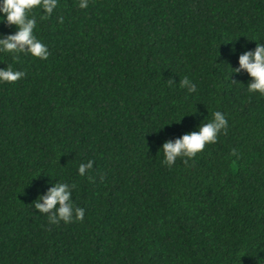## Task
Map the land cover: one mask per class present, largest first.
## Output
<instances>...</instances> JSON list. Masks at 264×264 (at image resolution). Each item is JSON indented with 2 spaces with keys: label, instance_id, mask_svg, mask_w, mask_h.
Returning a JSON list of instances; mask_svg holds the SVG:
<instances>
[{
  "label": "trees",
  "instance_id": "trees-1",
  "mask_svg": "<svg viewBox=\"0 0 264 264\" xmlns=\"http://www.w3.org/2000/svg\"><path fill=\"white\" fill-rule=\"evenodd\" d=\"M79 3L28 13L46 59L0 52L24 73L0 81V264H264V96L231 69L264 43V0ZM213 111L226 130L165 166ZM57 181L81 220L35 208Z\"/></svg>",
  "mask_w": 264,
  "mask_h": 264
},
{
  "label": "clouds",
  "instance_id": "clouds-1",
  "mask_svg": "<svg viewBox=\"0 0 264 264\" xmlns=\"http://www.w3.org/2000/svg\"><path fill=\"white\" fill-rule=\"evenodd\" d=\"M57 0H0V23L15 26L16 30L0 38V52H6L16 58L17 53H27L44 60L48 57L47 46L34 35L35 18L29 16L30 10L39 6L45 14H51L56 7ZM80 8L87 7V0H80ZM62 19V18H58ZM232 72L245 70L251 78L247 84L249 92H258L264 96V43H256L255 48L246 50L238 56V67L231 68ZM24 75L23 71L13 70L11 67L0 68V81H16ZM171 84V81L169 80ZM180 87L187 86L188 92H194L196 85L184 77L179 81ZM227 120L221 111H213L207 122H202L196 131L181 135L174 140L163 142L159 150L162 151V163L172 166L178 157L192 158L204 149L206 144L214 143L217 135L226 130ZM93 161L81 162L77 166L80 176L91 169ZM74 185L57 181L47 191L38 196L34 206L39 213L47 214L51 223L63 220L65 223L73 219L81 220L84 209L74 205L71 198Z\"/></svg>",
  "mask_w": 264,
  "mask_h": 264
}]
</instances>
